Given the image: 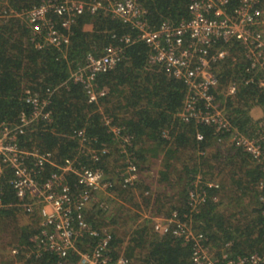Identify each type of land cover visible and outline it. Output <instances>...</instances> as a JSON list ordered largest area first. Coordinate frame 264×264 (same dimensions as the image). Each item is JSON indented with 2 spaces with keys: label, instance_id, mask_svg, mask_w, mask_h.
Returning a JSON list of instances; mask_svg holds the SVG:
<instances>
[{
  "label": "trees",
  "instance_id": "trees-1",
  "mask_svg": "<svg viewBox=\"0 0 264 264\" xmlns=\"http://www.w3.org/2000/svg\"><path fill=\"white\" fill-rule=\"evenodd\" d=\"M42 1L10 0L9 4L20 11ZM188 2L141 0L142 18L152 28L163 21L177 23L187 18ZM238 2L228 0L227 10ZM260 4L264 7V0ZM61 17L52 16L58 23ZM60 29L68 36L67 44L58 48L45 43L37 48L25 19L0 15V123L10 128L19 125L20 117L32 111L25 101L29 94L48 101L46 116L24 125L16 136L21 150L52 154L53 164L45 165L39 181L61 172L68 161L75 167L102 169L113 182L111 207L95 203L85 218L101 236H109L111 255L122 257L125 264L190 263V242L171 230L163 233L154 228L157 219L172 213L195 235H202V243L219 261L228 260L223 253L229 259L253 253L263 256L264 87L257 75L246 70L241 45L235 40L216 43L227 54L215 68L218 83L211 92L230 122L226 131L184 120L180 114L186 94L183 81L149 62L152 50L143 41L123 44V35L135 38L137 32L111 11H83L68 30ZM109 44L122 46L123 55L111 70L96 75V98L91 100L84 85L74 82L70 74L85 64L88 54L97 57ZM251 76L254 81L246 82ZM232 83L235 92L227 95ZM254 108L259 116L250 113ZM114 126L121 129L119 135L112 132ZM78 131H83L85 142ZM236 134L257 140L261 155L253 157L237 145ZM123 136L129 140L125 152L120 146ZM80 144L99 149V159L92 161L82 154ZM127 154L138 177L125 185L120 172ZM64 177L75 190V173ZM11 179L10 169L0 175L2 200L13 204L0 208V235L4 234L0 251L10 252L0 264H77L78 251L89 250L97 238H78L76 250L64 258L50 251L37 254L31 238L39 236L40 216L15 206Z\"/></svg>",
  "mask_w": 264,
  "mask_h": 264
},
{
  "label": "built area",
  "instance_id": "built-area-1",
  "mask_svg": "<svg viewBox=\"0 0 264 264\" xmlns=\"http://www.w3.org/2000/svg\"><path fill=\"white\" fill-rule=\"evenodd\" d=\"M9 1L0 0V15L25 19L32 28L31 41L37 48L45 43L58 48L67 44L68 36L60 27L68 30L74 17L83 11L94 13L100 8L111 11L114 17L130 24L137 32L135 38L123 35L120 38L123 44L143 41L152 50L149 62L160 65L167 75L183 81L186 94L180 114L186 121L213 124L226 131L231 128L228 117L211 92L218 83L215 68L227 54L216 47L217 41H237L248 62L246 70L257 75L264 87V7L260 4L261 0H239L231 11L227 10L228 0H189L187 18L177 23L163 21L157 28H152L143 20L141 0H43L39 5L20 11ZM53 15L62 16L59 23L52 18ZM123 51L122 46L109 44L97 57L88 54L85 64L71 72L70 78L82 83L89 98L95 99L96 75L111 70L122 58ZM232 60L235 61V57ZM250 81H254V76L246 80ZM235 88V84H230L226 94H233ZM25 101L32 106V111L28 116L20 117L19 125L10 128L8 124L0 123V175L5 169L11 170L10 184L15 192V206L29 214L37 212L40 216L39 236L31 238L37 254L50 251L64 258L71 250H76L78 238L88 235L97 238L96 243L89 250L78 251L77 264H125L122 257L111 255L109 236H101L85 218V212L91 205L101 202V207L106 206L99 193L111 190V178L106 177L100 168L75 167L73 161H68L61 172H54L44 181H39L45 165L53 164L52 154L21 150L16 144V136L23 131L24 125L46 116L44 109L48 101L38 94H29ZM112 132L119 135L121 129L114 126ZM77 135L82 142L86 141L83 131H78ZM236 135L237 145L243 146L253 157L261 155L257 140ZM128 143V137L123 136L120 142L122 152L126 151ZM80 152L92 161L99 159L100 150L93 146L80 144ZM101 152L106 153L107 149L103 148ZM127 155L125 167L120 172L125 185L132 184L138 177L136 165ZM67 172L76 175L75 190L65 181L64 174ZM2 194L0 188V208L13 206L3 202ZM261 202L264 216V196ZM175 216L176 213H172L169 218L157 219L154 228L163 233L171 230L191 243L193 253L189 264H264V255L257 253L235 259H229L223 253L222 258L228 260L219 261L202 243V235H195Z\"/></svg>",
  "mask_w": 264,
  "mask_h": 264
},
{
  "label": "rangeland",
  "instance_id": "rangeland-1",
  "mask_svg": "<svg viewBox=\"0 0 264 264\" xmlns=\"http://www.w3.org/2000/svg\"><path fill=\"white\" fill-rule=\"evenodd\" d=\"M256 110L257 109L254 108V109H252V111L250 113H252L253 116H257L258 111H256ZM113 197H114V195H113L112 191L99 193V198H101L102 202L105 201V205H106V206H103L102 208L108 209L109 207H111V203H109V201H110L109 199L110 198L112 199ZM100 203H99V206H100ZM23 220H25V217H23ZM1 240H4V234L0 235V245L2 243ZM9 253L10 252H8L7 250L4 251V253H3V251H0V260L2 259L3 256L8 255Z\"/></svg>",
  "mask_w": 264,
  "mask_h": 264
},
{
  "label": "crops",
  "instance_id": "crops-1",
  "mask_svg": "<svg viewBox=\"0 0 264 264\" xmlns=\"http://www.w3.org/2000/svg\"><path fill=\"white\" fill-rule=\"evenodd\" d=\"M256 111H258V110H256ZM258 113V116L260 115V113L259 112H257Z\"/></svg>",
  "mask_w": 264,
  "mask_h": 264
}]
</instances>
